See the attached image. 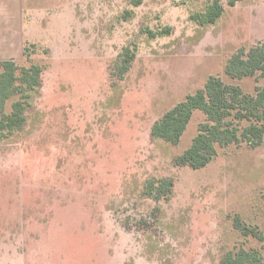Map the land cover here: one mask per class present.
Wrapping results in <instances>:
<instances>
[{
	"label": "rangeland",
	"instance_id": "obj_1",
	"mask_svg": "<svg viewBox=\"0 0 264 264\" xmlns=\"http://www.w3.org/2000/svg\"><path fill=\"white\" fill-rule=\"evenodd\" d=\"M131 1L0 0V62L43 67L24 128L0 142V264H221L240 248L264 259V241L234 225L264 234V140L219 148L194 170L174 159L202 112L178 145L151 138L210 76L246 94L264 86V75L224 72L233 54L264 44V0H220L224 13L207 26L192 15L213 0ZM131 45L130 71L112 78ZM153 177L174 180L170 201L144 196Z\"/></svg>",
	"mask_w": 264,
	"mask_h": 264
},
{
	"label": "trees",
	"instance_id": "obj_2",
	"mask_svg": "<svg viewBox=\"0 0 264 264\" xmlns=\"http://www.w3.org/2000/svg\"><path fill=\"white\" fill-rule=\"evenodd\" d=\"M243 0H228L234 7ZM144 0H132L135 7ZM220 0H213L202 13L192 15V20L200 26L214 25L223 15ZM172 28L160 31L148 30L150 38L169 35ZM136 45L125 47L114 62L111 77L123 80L137 57ZM225 75L233 80L264 75V44L253 47L248 52L239 50L225 65ZM43 67L38 64L18 66L14 61L0 62V142L22 130L26 123V110L30 98L42 84ZM12 102L10 112L7 105ZM195 111L202 112L206 120L198 127V133L191 146L174 159L177 167L199 170L208 166L217 156L219 148L246 143L258 148L264 140V86L256 87L255 94H246L242 88L229 85L217 76H210L203 88L188 95L155 122L151 138L178 145ZM247 125L242 126L243 123ZM172 178H150L144 187V196L155 203L168 202L174 193ZM235 228L244 236H253L264 241V234L255 227L235 220ZM221 264H264L257 250L243 248L227 251Z\"/></svg>",
	"mask_w": 264,
	"mask_h": 264
}]
</instances>
